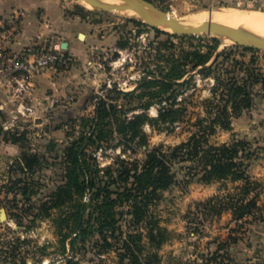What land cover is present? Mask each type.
I'll return each mask as SVG.
<instances>
[{
	"label": "rangeland",
	"instance_id": "374dc122",
	"mask_svg": "<svg viewBox=\"0 0 264 264\" xmlns=\"http://www.w3.org/2000/svg\"><path fill=\"white\" fill-rule=\"evenodd\" d=\"M146 1L178 20L218 10L264 13V0ZM124 13L90 9L82 0H0L1 65H7L9 56L21 59L28 47L59 42L70 43L68 53L73 58L67 67L18 75L24 78L21 93L15 83L9 85L3 79L0 84V210L6 213V218H1L0 212V264H65L68 260L74 264H120L118 239H109L112 246L108 248L97 235H91L84 242L77 239L71 247L70 239L62 241L68 233L75 238L68 218L70 208L49 209L46 213L32 204L51 202L45 194L63 183L60 163L65 150L81 133L89 131L90 125L82 124L95 112L97 98L91 100L89 96L102 97L107 104L115 105L120 121L136 114L155 118L159 109L156 100L144 109L146 99L139 101L135 95L119 92L136 88L148 71L158 73L157 66L167 67L160 55L173 54L177 59L192 50L205 53L215 40L211 61L216 54L221 55L211 75L204 77L193 71L187 86L173 88L177 93L174 108H181L192 122L198 115L203 116L205 101L212 97L214 77L224 78L226 71L248 85L254 78L261 81L250 87V108L232 120L237 138L259 148L248 173L259 184L254 193L261 213L255 212L236 225L230 210L208 215L199 204L214 196L229 200L241 183H177L150 208L151 216L166 231V241L156 248L143 238L141 259L147 264H264V221L254 219L264 217V49H244L247 47L219 35L179 36L166 32L170 30L165 27L156 32L141 18ZM79 34L85 38L80 40ZM113 122L111 118L106 128L116 130ZM140 130L147 147L138 137L128 141L114 131L100 148H87V158L103 170L100 175L107 168L115 173L122 161L141 163L146 148L162 145L166 149L181 143L187 139L189 129L185 125L173 130L167 125L154 128L145 124ZM12 134L20 138V143H11ZM229 140V133L219 131L213 142ZM23 156L37 157L39 163L33 173L23 169ZM20 178L27 181L26 185L17 182ZM20 185L28 188L27 197L20 193ZM83 200L88 202L86 197ZM126 210L124 205L116 207L123 236L119 232L116 235L122 239L130 220ZM141 232L146 236L145 230ZM153 252L158 261L153 260Z\"/></svg>",
	"mask_w": 264,
	"mask_h": 264
},
{
	"label": "trees",
	"instance_id": "16d2710c",
	"mask_svg": "<svg viewBox=\"0 0 264 264\" xmlns=\"http://www.w3.org/2000/svg\"><path fill=\"white\" fill-rule=\"evenodd\" d=\"M77 7L84 10L81 6ZM154 30L160 31L156 28ZM216 46L215 40L214 46L209 47L207 52L202 53L199 50L183 52V57L177 59L173 54L160 55V58L168 63L167 67L157 66L158 73L148 71L136 88L128 92H119L124 96L135 95L139 101L146 99L142 103L144 109L151 105L152 100H156L159 109L155 118H149L146 114H136L126 121H120L115 105L107 104L102 97L89 96L91 100L97 98L95 112L93 117L85 119L82 124L83 127L90 125L89 131L86 134L81 133L65 150L60 163L63 169V183L45 194L44 198L51 202L32 204L35 209H44L46 213L49 209L70 208L68 218L71 220V230L75 238L68 233L63 236V242L70 239L72 247L77 239L84 242L87 237L97 235L109 248L112 246L109 239H118L122 251L118 253L120 264H147L141 259L144 251L143 238L156 248L166 241V231L158 226L150 214L151 206L161 200L163 192L177 183L189 185L194 180L203 184L228 180L241 183L235 188L238 192L228 198L229 200L214 196L199 203L208 215L216 216L230 210L238 225L255 212L261 213V208L257 205V193H254L259 184L254 182L248 173V168L257 157L259 148L244 138H237L232 130V120L251 106L250 87L261 81L254 78L248 85L245 80H239L234 75L230 77V71H226L224 78L214 77V85L210 89L212 97L205 101L203 116L198 115L192 122L190 118L186 119L181 108H174L177 105V93L173 88L187 86L193 79L191 73L193 71L204 77L211 75L221 55L216 54L211 61ZM189 65L190 68L187 69ZM152 88L156 90L150 91ZM139 90L143 92L137 93ZM111 118L113 123L117 124L116 130L106 128L111 124ZM145 124L154 128L167 125L173 130L185 125V128L189 129L188 137L171 148L165 149L162 145L152 149L146 148L141 163L122 161L115 173L107 168L100 175L103 170L95 161L92 163L87 158V148L90 146H94L95 150L100 148L103 142H107L113 136L114 131L128 141L138 137L140 143L147 147L145 135L140 130ZM219 131L229 133L230 140L224 143L213 142ZM12 136L11 143H20V138L14 134ZM23 160L25 161L23 169L33 173L34 167L39 163L37 157L23 156ZM179 174L182 175L181 179ZM17 182L25 185L27 183L23 178ZM25 185H20L19 189L20 193L27 197L28 188ZM84 197L88 202L83 200ZM123 205L127 208L124 213L130 220L128 230L122 239L116 235L119 232V235L123 236L116 219V207ZM89 208L91 211L87 212ZM258 218L264 221L262 216L254 219ZM143 230L146 231V236L142 234ZM152 258L158 261L155 252ZM65 264L74 263L68 260Z\"/></svg>",
	"mask_w": 264,
	"mask_h": 264
},
{
	"label": "water",
	"instance_id": "95a60500",
	"mask_svg": "<svg viewBox=\"0 0 264 264\" xmlns=\"http://www.w3.org/2000/svg\"><path fill=\"white\" fill-rule=\"evenodd\" d=\"M89 5L90 9L97 10H106V11H122L124 9H130L138 13L156 15L157 19L152 20L150 17L144 18L141 17L143 21L150 24L151 27L156 29H162L167 27L170 31L168 33L179 35V36H192L198 34H208V35H219L226 38L232 39L237 45L247 47V48H256L264 49V40L246 35L243 32L217 24L214 22H207L199 26H185L179 22L176 18H169L165 12L159 9L156 5L148 2L146 0H120L125 4L121 6L119 4H99L95 0H82ZM165 31V30H164ZM80 40L85 38L84 34L78 35ZM61 47L67 49V43H62ZM1 218H6V213L3 209L0 210Z\"/></svg>",
	"mask_w": 264,
	"mask_h": 264
},
{
	"label": "built area",
	"instance_id": "2783aa9c",
	"mask_svg": "<svg viewBox=\"0 0 264 264\" xmlns=\"http://www.w3.org/2000/svg\"><path fill=\"white\" fill-rule=\"evenodd\" d=\"M1 58H3L2 53H0V60ZM72 62V55L68 53L67 49L61 47V42L51 46L40 44L39 46L28 47L24 50L21 59L9 56L6 66L0 64V84L3 79L9 85L15 83L18 85V92L21 93L24 90V78L18 77V75L31 76L34 72L45 68L67 67Z\"/></svg>",
	"mask_w": 264,
	"mask_h": 264
},
{
	"label": "bare ground",
	"instance_id": "6f19581e",
	"mask_svg": "<svg viewBox=\"0 0 264 264\" xmlns=\"http://www.w3.org/2000/svg\"><path fill=\"white\" fill-rule=\"evenodd\" d=\"M95 1L99 4H119L121 6H125L126 4L118 0H95ZM124 12L129 16H135L139 18L150 17L152 20L157 19V16L154 14L152 15L143 14V13L140 14L130 9H124ZM168 17L172 18L170 16ZM179 22L185 26H199L201 25L199 23L204 24V22L205 23L214 22L217 24H221L224 26L226 25L230 28L239 30L246 35L254 36L264 40V13L259 11L218 10L214 12L213 11L207 12V14H197L193 17L181 19L179 20ZM165 28L168 29L167 27Z\"/></svg>",
	"mask_w": 264,
	"mask_h": 264
},
{
	"label": "crops",
	"instance_id": "0c3cea01",
	"mask_svg": "<svg viewBox=\"0 0 264 264\" xmlns=\"http://www.w3.org/2000/svg\"><path fill=\"white\" fill-rule=\"evenodd\" d=\"M63 42H61V44H62ZM70 43H67V50H69L70 49ZM174 255V254H173Z\"/></svg>",
	"mask_w": 264,
	"mask_h": 264
}]
</instances>
